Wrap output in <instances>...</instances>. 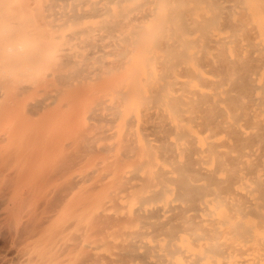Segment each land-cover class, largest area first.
I'll return each mask as SVG.
<instances>
[{"label": "bare ground", "instance_id": "6f19581e", "mask_svg": "<svg viewBox=\"0 0 264 264\" xmlns=\"http://www.w3.org/2000/svg\"><path fill=\"white\" fill-rule=\"evenodd\" d=\"M25 92L87 96L109 154L75 176L67 122L0 112V264H264V0H0V110Z\"/></svg>", "mask_w": 264, "mask_h": 264}, {"label": "rangeland", "instance_id": "374dc122", "mask_svg": "<svg viewBox=\"0 0 264 264\" xmlns=\"http://www.w3.org/2000/svg\"><path fill=\"white\" fill-rule=\"evenodd\" d=\"M49 89H46V91L51 92V90H49ZM6 92L8 94L11 93V89L7 90ZM39 93H43V92H39ZM43 95L42 94L37 95V94H34L33 92H27V93L25 92V93L19 95L18 98H11L10 96H8L7 99L4 100V106L0 110V112L8 111V112L12 113L11 117L15 118V119H17V118L20 119L22 121V124H23L22 126L29 127L30 132L32 134H33V132H37L39 130L40 132H42L43 135H45V137H47V136L53 137L51 133H53V135H54L55 134L54 132H56L57 130L53 131L51 129H53V127H55L56 129H59L58 131H60V128L61 127L63 128V126H64L63 122H67L65 124L64 128L62 129V131L56 132V135H59V136H60L59 133H61L62 137L60 136V138H62V139H60L59 136H55V137H57L55 139L59 138L60 142H61V140L62 141L66 140V142L68 140V143L70 141L69 144H70V147L72 149L71 152H72V154H74L72 159H73V161H75V163H74L75 168H74L73 174L75 176L84 175L88 171H93L96 168H98L102 164L101 160L103 158H107L109 153L104 152V153H100L99 155L94 156V155H92L93 153L91 154V153H87L84 151H83L84 153H81V151L83 148L91 149V148H95L98 145H101L103 143V141H100L102 136H98L99 134H96V132L101 133L102 129H98V130H96V132L95 131L90 132L86 129L89 121L86 119L87 114H86L84 106L80 107L83 111L81 110L79 112L80 116L78 115L77 119L73 118L74 120H71V121L69 120L70 119L69 116H71V114H73V111H72L73 106L72 105H74L80 101H82V102L87 101L88 97L87 96H84V97L75 96L73 99H69L68 106H66V107H62L63 105L62 106L59 105L60 103L64 102L63 98H61V100H59V104L54 105L48 111H41V110H35V109L30 110L27 107V104L33 103L34 101H36L38 99L45 98V96H47V93H45V94L43 93ZM57 105H59V106H57ZM54 107H59L61 109H58V111H55L57 108L53 110ZM84 111H85V113H83ZM80 120H83V121H80ZM58 123H62V124L59 125ZM10 125H11V123H10ZM59 126H60V128H57ZM34 128H35V131L33 130ZM37 128H38V130H37ZM39 128L41 130L43 128H44L43 130L48 129L47 133H49L51 135H48L47 133H43L46 131H41ZM31 129L33 130V132L31 131ZM49 130L51 133L49 132ZM39 131H38V133H40ZM80 131H81V133L82 132L86 133L85 138H87V139L82 140L83 139L82 136H81L82 139L79 138ZM42 134L41 135L36 134L37 136L39 135L38 139H41V138L43 139ZM83 134L84 133H82L81 135H83ZM96 136H98V137H96ZM48 139L49 138H47V140ZM50 139H53V138H50ZM42 142H43V140H42ZM44 142L46 143V140ZM47 142H52V140L51 141L48 140ZM59 143H57V144L59 145ZM81 155H87V156L81 157V161L76 163V161L79 159V157ZM81 186H82V184L76 185L75 189L78 190Z\"/></svg>", "mask_w": 264, "mask_h": 264}]
</instances>
